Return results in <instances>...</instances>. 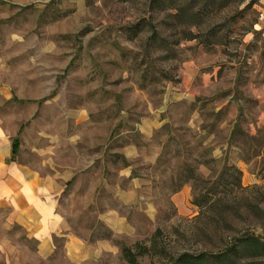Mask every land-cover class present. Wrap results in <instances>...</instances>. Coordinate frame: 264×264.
Masks as SVG:
<instances>
[{
    "label": "rangeland",
    "instance_id": "1",
    "mask_svg": "<svg viewBox=\"0 0 264 264\" xmlns=\"http://www.w3.org/2000/svg\"><path fill=\"white\" fill-rule=\"evenodd\" d=\"M0 91L15 157L80 175L45 256L0 209V264H129L158 231L173 257L264 237V0H0Z\"/></svg>",
    "mask_w": 264,
    "mask_h": 264
},
{
    "label": "crops",
    "instance_id": "2",
    "mask_svg": "<svg viewBox=\"0 0 264 264\" xmlns=\"http://www.w3.org/2000/svg\"><path fill=\"white\" fill-rule=\"evenodd\" d=\"M0 94L6 92L0 91ZM12 136L6 117L0 111V209L10 207V221L34 229L30 235L40 239L38 249L45 256L51 252L48 235H53L48 232L47 223L62 222L55 201L68 180L80 179L79 169H71L64 174L56 162L47 159L39 167L21 162L13 154ZM68 248L72 256H78V239L70 237Z\"/></svg>",
    "mask_w": 264,
    "mask_h": 264
},
{
    "label": "trees",
    "instance_id": "3",
    "mask_svg": "<svg viewBox=\"0 0 264 264\" xmlns=\"http://www.w3.org/2000/svg\"><path fill=\"white\" fill-rule=\"evenodd\" d=\"M19 140H13V154L19 148ZM238 170V169H237ZM238 172H240L238 170ZM156 233L150 247L137 244L133 247H122V255L129 264H141L140 258L157 255L169 257L171 264H264V237L253 232L236 237L228 249L220 252L203 251L199 253L184 252L173 257L165 248L159 247Z\"/></svg>",
    "mask_w": 264,
    "mask_h": 264
}]
</instances>
